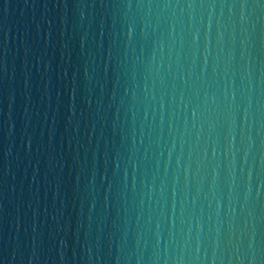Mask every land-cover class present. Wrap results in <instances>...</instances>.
I'll return each mask as SVG.
<instances>
[{
	"label": "water",
	"instance_id": "1",
	"mask_svg": "<svg viewBox=\"0 0 264 264\" xmlns=\"http://www.w3.org/2000/svg\"><path fill=\"white\" fill-rule=\"evenodd\" d=\"M0 264H264V0H0Z\"/></svg>",
	"mask_w": 264,
	"mask_h": 264
}]
</instances>
